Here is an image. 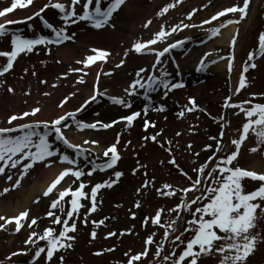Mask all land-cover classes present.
I'll return each instance as SVG.
<instances>
[{"label":"snow or ice","instance_id":"obj_1","mask_svg":"<svg viewBox=\"0 0 264 264\" xmlns=\"http://www.w3.org/2000/svg\"><path fill=\"white\" fill-rule=\"evenodd\" d=\"M8 5V0H0ZM39 0H11L10 5L0 8V40L7 43V50H0V58H3L6 63L0 64V78L5 77L14 69V65L18 58L22 55L33 53L37 49L44 47L47 54H51V49L48 45L60 46L65 42L75 41L76 33H69L68 27L80 22H87L93 29L99 30L106 26L115 27L111 24L114 14L120 11L126 0H48L44 5H41L34 14L29 15L27 19L10 20L7 19L10 14L18 10H31L38 4ZM184 0H171L166 4L157 15L164 17L170 9H174L177 5L182 4ZM211 2V0H209ZM252 0H240V3L226 7L211 18L203 21V24L185 23L181 20L174 26L169 25L167 28L161 25L152 37L146 41H137L133 44L129 51H134L138 55H153L155 57L154 67L151 69V74L148 68H141L135 73L136 78L124 89L125 97L109 96L108 98L114 105L121 106L126 109L132 108V103L128 98L141 95L146 103L143 108L138 111H133L131 114L121 116L112 122H103L97 120L95 122H85L78 119L89 105L93 102H98L102 96H107V92L101 90L100 80L98 77L95 84V92L91 98L87 99L80 107L74 111H66L54 119L42 120L34 122H25L16 124V121H28L29 118L36 117L42 113L43 109L40 106L32 107L30 111H23L17 114H11L6 118L7 126H0V175H6V169H17L18 177L13 181L12 175H7L8 181H13L11 187H5L0 191V196H4L10 191L20 187L22 181L29 175L37 164H43L45 168H51L55 163L67 165L63 167L56 177L51 181L46 190L43 192V197L49 198V210L46 212V218L52 223L59 226L62 230L57 233L54 227H47L43 231H37L39 228L38 220L40 217L32 218L30 209L20 211L18 214L11 217L0 215V230H6L7 225H13L14 231L19 233L25 227L31 229L29 237L24 242L26 246H31L35 249L31 264H37L41 256L45 257V264H51L53 258L60 251L73 249L76 236L73 235L78 231L77 223L80 219L81 209H86L87 214L83 218V223L88 224V215L97 211V196L101 189L111 188L114 183L118 182L123 175L122 172L114 173L115 180H108L102 183H96L91 187L90 192L86 191L88 184L82 179L84 176H92L97 170L107 171L115 168L121 159L117 145L120 143L119 136L116 143L108 147L104 153V162L96 163L100 159L99 153H93V148L100 147V141L96 139H85L82 143H73L66 132L68 130H76L84 132L85 130L99 131L107 130L119 123H125L128 128L134 126L135 122L144 117L148 112H163L166 108L162 105H152V93L163 92V97L166 98L169 92L184 87L181 82H172L167 79L170 73L167 70L157 71V67L161 65L168 54L174 49L183 46L186 41L180 40L178 43L169 44V39L176 34L178 30L183 31L187 28H202L204 25L212 24L214 21H220L222 17H228L229 14H238L240 19H227L226 23L221 21L222 27H227L229 24H239L241 20L249 17L250 4ZM204 7H208L205 4ZM50 9H55L60 14V20L63 26H57L51 22L46 13ZM200 11L194 9L187 15V20L192 21ZM39 18L43 25L50 30L55 36V39L49 38L48 35H36L28 37L19 32L10 30V26L18 24H28ZM153 23L148 20L143 27L148 28ZM239 30H237L238 32ZM221 29L216 27L212 30L211 36L220 35ZM166 45L163 48H157V45ZM237 44V37L231 40V47L234 49ZM92 55H88L84 60L76 61L77 64L84 65V68H89L97 61L108 62V58L112 53L105 49L91 48L89 49ZM128 52L124 53L126 58ZM211 53L205 55L199 62L196 71H203L207 67L206 61ZM264 57V32L258 37V48L248 55L250 65H246L243 69L247 73L248 67L256 68L255 60ZM229 59L228 70H233L234 55ZM60 62V61H58ZM125 59H121L116 64L117 68L123 67ZM212 63H217L213 60ZM27 73V69H24ZM83 68L72 69V72H83ZM104 75L112 76L114 73L105 72L101 69ZM32 75H36L35 72ZM88 75V73H84ZM65 79L67 77H64ZM6 81H0V85ZM40 83H47L46 80ZM78 84H86L87 81L82 75L77 81ZM246 76L242 75L239 81V87L236 89V95L247 87ZM53 87H59L54 84ZM9 93H14L15 89L7 87ZM51 92H45L44 96H51ZM30 95V93H25ZM77 95L76 92L64 97L59 103L60 109H65L66 105ZM256 95L253 94L252 99L242 102L241 104L232 103V97H228L224 105L225 108H239L240 112L245 115L246 122L242 126L241 134L238 139H232L230 144L233 147L226 148L223 144L225 133L221 132L219 136L210 137L216 141L215 147L213 144H208L202 151H210L214 153L200 167L196 168L197 179L192 180L188 173L182 175L191 182V186L174 188L173 185L165 184L162 189H159L161 195L169 197L182 196V202L176 208L171 209L173 213L188 212L191 213L192 219L187 221V227L180 229L181 216L177 215L175 219L170 220L171 228L162 223V216L165 214L164 209H159L154 217H149L144 220V225L147 226L151 221L156 226L165 228L164 239L161 243L155 239V234L150 235L145 241L143 251L134 255L125 253L128 257L126 264H138L142 259H146L150 255L153 245L156 251L153 254L154 264H199L202 256L216 255L219 257L218 264H248L249 258L257 251L258 243L261 242V236L255 233L258 227V222L264 218V172L250 170L247 168L234 166V162H238L241 155V149L245 142L252 135L255 137V146L249 148L250 153L260 152L264 149V104L253 103ZM39 103V102H37ZM188 112L197 110L195 98H189ZM244 105H248L245 107ZM237 112L236 115H239ZM179 116L183 118L184 112H180ZM155 122L145 119L144 131L149 128H156ZM163 135V133H159ZM181 135V133H178ZM50 138L55 141H60L68 149L72 150V155L61 153L58 148L53 147ZM152 142L157 141V136L153 135L150 138ZM169 143H171L169 141ZM131 144V141H129ZM163 147V145H161ZM193 147L189 145V148ZM171 151V148H169ZM89 153L95 156V160L89 158ZM195 155L199 156L197 152ZM83 158L90 164H93L90 170L85 171L80 167V158ZM215 162V163H213ZM163 163V162H162ZM171 164L177 165V161L173 158ZM135 174V173H134ZM66 179L71 180V184L57 193L58 186ZM209 181L206 184L205 181ZM245 180H251L258 183V187L253 191H246L244 186ZM149 182H145L143 187L147 188ZM167 190V191H166ZM56 193L54 196L53 194ZM189 193H197L194 197H189ZM70 198V199H69ZM89 201L90 207L83 203ZM40 199H36L34 203L39 204ZM200 205L193 211L194 205ZM140 208L139 202L135 205ZM135 218V216L133 217ZM94 225L104 224L103 220L92 221ZM187 232H192L190 239L185 241L183 237ZM130 234V233H129ZM116 232L109 233V236H116ZM92 239L95 240L97 233H91ZM43 242V244H42ZM171 243L173 249L181 247L182 251L177 254L176 250L170 253L165 250L164 244ZM106 251H114V249H106ZM18 255H28L27 251L12 252L8 260ZM95 255H103L102 252H96ZM60 264H64V257L59 256Z\"/></svg>","mask_w":264,"mask_h":264},{"label":"rangeland","instance_id":"obj_2","mask_svg":"<svg viewBox=\"0 0 264 264\" xmlns=\"http://www.w3.org/2000/svg\"><path fill=\"white\" fill-rule=\"evenodd\" d=\"M151 3L152 0H148L147 4ZM163 4L166 5L165 3ZM159 7L160 9L156 10H161L163 8L161 5ZM176 8H179V6ZM176 8L172 10L175 11ZM25 11L29 12L28 10ZM35 11L36 10H33V12ZM249 11V17L241 20L238 24L240 28L242 26H247L245 32L242 29L244 36L243 39H241L240 46H238V61L234 60L233 70L231 72L228 70V73L224 75L225 77L223 76L221 88L212 90L211 80L215 79L216 76L212 75L210 70L220 65L223 61H229L225 59L220 60L219 58H231L234 55V49L225 46L226 44L220 46L215 43L214 40L201 41V38L199 39L200 41L197 39L193 43H188V45L186 44L182 51L176 56H166L163 63L157 67L158 73L160 70H167L170 73L167 79L172 82L188 84V88L190 84H192L195 89L203 87L207 93L209 92L216 96L222 94L224 99L221 103H201L198 94L187 89H176L175 91H171L166 98L163 97V92L161 91L151 94L152 105L166 106L167 109L162 113L150 110L146 117H144L142 113V118L134 128H125L124 124V126L115 125L106 131L85 130L84 132H71L74 138L79 134L83 136L86 133L100 136L98 140L100 141V146H105L104 151L112 144L116 143L118 136L120 139L117 149L120 151L122 158L119 163L115 168L107 170L105 173L94 172L92 176H84L82 179L88 184L86 191L90 192L91 187L96 183L115 180L114 173L116 171L122 172L123 175L111 188L100 190L97 196V211L88 215L87 225L83 223V218L87 214L86 209H81L80 219L76 221L78 231L73 234L76 236L73 249L58 252L51 264H60L59 256L64 257V264H126L128 257L124 254L130 253L134 255L143 251L145 248V241L150 235L155 234V239L161 243L163 242L165 228L156 226L151 221L147 226L143 223L145 219L154 217L161 208L165 210V214L162 216L163 224L171 228L170 220L180 215V229L183 230L187 227V221L193 218L191 213L186 211L179 213L171 212V209L176 208L177 205L182 202V196L169 197L161 195L158 190L162 189L165 184L173 185L174 188L191 186V182L186 179L182 173H188V175L192 177V180L197 179L195 169L203 165L206 160L214 154L210 151H205L206 153L202 151L208 144H213L215 147L217 142H212L210 137L219 136L221 132H224V146L226 148H234V146L230 144V141L232 139H238L246 119L244 113L240 112L239 108L224 107L228 97H232V103L241 104L244 101L252 99L253 94H255L256 99L253 100V103L264 104V57L256 63V70L247 71L246 75L243 74L246 76L248 86L240 91L238 95L234 94L239 87V81L242 76L241 69L250 63L248 61V55L258 48V37L260 33L264 32V0H252ZM17 12H15L14 15H16ZM32 14L33 13L29 15ZM52 16L49 17L50 20L57 18L59 22L61 21L60 14L57 10L54 11ZM121 16L120 13L116 15L117 18L115 19V23L122 18ZM235 18L240 19L239 16H235ZM69 28H71V30H68L70 34L73 33V30L75 31L76 41L79 40L78 37L81 39L85 37V34H88V40L85 39L83 48H86V51L89 52V49L93 48V43L91 41H94L93 33L90 31L91 28L88 29L84 25V22L80 26L78 24L77 27L71 25L68 29ZM13 31L16 32L17 30ZM242 31L239 33V39L241 38ZM224 32L227 31L224 30ZM40 34L45 35L47 33L40 32ZM26 36H32V34L30 33ZM113 40L111 41L114 44L117 42L119 46L120 43H122V48L120 47L119 50H116V54L109 57L107 66L111 69L109 72L114 73V75L103 76L104 79L108 80L112 85L117 82L115 73H117L119 69L116 67V59L118 54H120L119 51L122 52V57L126 61L123 67H120L125 74H129L128 71L130 68H135L137 66L139 68L140 65L137 60L138 56L135 52L129 51L134 42L123 37H120L118 40ZM72 45L77 46L78 41L76 44L74 43ZM208 46L209 48L207 49ZM7 48V43L0 40V50H7ZM123 50L128 52L126 58L124 57ZM61 52V49L56 50L54 48L51 49V54L49 55L46 53L45 48L41 47L33 53L22 55L15 63L12 72L0 78V81H6V83L0 85L1 111H5L11 115L23 111H30L32 107L40 106L43 109V114L46 111V103L48 109L61 111L63 109L57 106L58 103L64 97L76 92L77 95L65 107L67 108L71 104L73 109L67 111H74L82 105V102H84L87 97H91L95 92L96 80L100 77L99 74L102 73L100 61H97L83 72L74 73L72 69L84 67L82 64H77L76 61L83 60L86 57L81 56L75 58L72 60L71 64H68L60 55ZM194 52V55L197 56L196 59L195 57H190V59H188ZM208 53H211V56L208 58H212L211 60H215L217 63H210L211 65L209 66V64L205 62L207 65L205 70L196 71L200 60ZM76 66H78V68H76ZM141 68H148V65L146 67H140L139 70ZM24 69L28 70L27 73H25ZM33 72H35L36 75H32ZM84 73H88V75H84ZM150 74L151 72L146 75ZM82 75L87 81V87L85 84L77 83ZM193 75H196V80L191 82ZM48 77L59 78V87H53L54 84L50 81H47L46 84L40 83V81ZM64 77L67 78L65 79ZM9 86L16 88L18 94L14 92V95L13 93L7 92L6 89ZM82 89H87L86 91L90 90L89 94L86 95L88 92H83ZM45 92H51L52 94L51 96H44ZM25 93H30V95H25ZM21 95L22 97L20 98ZM78 97H80L78 99L81 101H79L80 103L77 100ZM108 97L104 96V98L101 99L102 101L93 102L80 114L78 119L85 122H94L97 120L112 122L113 120L119 119L122 112H120L118 105H114ZM193 97L198 107L196 111L188 112L187 107H190L189 98ZM141 98L144 103H146L142 96ZM217 106L219 108L215 113L214 110ZM244 106L248 107V105ZM207 108L212 109L211 116H207L205 110ZM203 110L205 111L202 112ZM54 111H51L50 115ZM180 112H184L183 118L179 116ZM237 112H240V114L236 115ZM154 114H157V116H154ZM56 117L57 115L52 118L48 117L50 119H42L39 114L36 117L29 118L28 121H16L14 123L22 124L25 122L51 120ZM154 118L156 119L155 121ZM145 119L155 122L157 127L149 128L148 131L145 132ZM5 124L6 122H3L2 126H7ZM161 132L163 135H159ZM178 133H181V135H178ZM153 135L157 136L156 142H152L151 139H145V137L150 138ZM50 140L53 143V147L58 148L61 153L72 155V150L68 149L62 142L55 141L52 138H50ZM129 141H131V144H129ZM169 141L171 143H169ZM55 142H59V144ZM255 142V137L250 135L248 142L245 144L238 158V162H234V166L264 172V149H261V151L257 153L249 152V148L255 146ZM161 145H163V147ZM189 145L193 147L189 148ZM169 148H171V151H169ZM197 152L200 153L199 156L195 155ZM89 158L92 160L96 159L91 153H89ZM103 158L104 156H100V159L96 161V163H102ZM173 158L177 161L178 167L170 163ZM92 165L93 164L88 163L82 157L80 158V167L85 171L90 170ZM255 165L258 167H254ZM40 169L41 166L38 167V171ZM1 176L3 177V175ZM145 182H149L147 188L143 187ZM205 183L209 184L210 182L206 180ZM70 184L71 180H69L68 186ZM244 186L246 191H253L258 187V183L245 180ZM195 195H197V193H189V197H194ZM137 202L140 203V208L135 206ZM83 203L90 207L89 201L86 200L83 201ZM198 206L200 205H194L193 211ZM48 209V207L42 205L40 202L39 204H35L32 208V212L36 218H41V220L38 221L39 226L45 225L44 229L47 227H54L57 233H59L62 229L54 225L50 219L46 218ZM134 216L135 218H133ZM100 220H103L104 224L97 226L92 223V221L99 222ZM31 231L32 230L27 227L22 229L19 233L12 231L10 233V237L12 238L10 244H5L4 240L0 239V264H31L35 249L31 246H26L24 243ZM93 231L97 233L95 240H93L91 236ZM254 231L261 236V242L258 243L257 251L249 258L248 264H264V218L259 220L258 227ZM111 232H116L117 235L109 236ZM192 235V232H187L183 239L187 241ZM169 244L170 243L163 245L167 252L170 253L172 250H176L177 254H179V252L182 251V246L173 249L172 244H170V246ZM106 249H114V251H106ZM14 251H27L28 255H18L8 260L7 257ZM155 251L156 247L153 245L149 257L142 259L138 264H154L153 254ZM96 252H102L103 255H95ZM218 262L219 257L216 255L202 256L199 260V264H218ZM37 264H45V257L41 256Z\"/></svg>","mask_w":264,"mask_h":264},{"label":"bare ground","instance_id":"obj_3","mask_svg":"<svg viewBox=\"0 0 264 264\" xmlns=\"http://www.w3.org/2000/svg\"><path fill=\"white\" fill-rule=\"evenodd\" d=\"M48 2V0H39L38 4L33 7L31 10L27 11H19L17 12L16 15L14 14H10L8 16L7 19L10 20H23L26 19L28 17L29 14L31 13H35L33 12V10H38L39 7L41 5H44ZM171 0H152L151 4H147L148 0H126L125 5L122 6V8L120 9V14L122 15L121 19H119V21H117V23H113L115 25V27H104L102 29H99L97 32H95L93 34L94 36V41H91L93 44V48H99V49H105L108 50L112 53V55L116 54V50H119V48L121 47L119 44L116 42L115 44L111 41L113 39H120V37H123L125 39H130L132 42H137V41H146L148 40L150 37L153 36V34L159 30L161 25H164L166 28L171 25L174 26L176 23H179L181 20H183L185 23L191 24V23H196V24H203V21L206 19L211 18L212 15H214L215 13H217L218 11L232 6L233 4H238L240 3V0H211V2H209V0H184V2L182 4H179L177 6H179V8H176L175 11H173L172 9L169 10V12L164 16V17H160L157 15V13L160 10H156V9H160V5L161 7H164L165 4L170 3ZM11 0H8V5H10ZM205 4H208V7H204ZM6 4H4L3 2H0V8H3L4 6H8ZM147 6V8H146ZM146 8V10H145ZM200 9V11H198L197 15L195 17H193L192 21H188L187 20V15L194 9ZM155 9V10H154ZM256 9V8H255ZM53 10V9H50ZM208 10V11H206ZM206 11V12H205ZM254 12V11H253ZM21 13V14H20ZM54 12H48L47 15L49 17H51L53 15ZM24 17V18H23ZM53 17V16H52ZM231 18V17H229ZM228 17H222L220 21H214L212 24H208V25H204L202 28H187L184 29L183 31L178 30L176 34H173V36L169 39L168 43H178L180 40H189V42H195L197 39H207L208 37H211V33L212 30L216 27L221 28V21L225 22L227 21V19H229ZM53 23L57 26H63V23H61L62 21L59 22V19L54 18L52 19ZM148 20H152L153 23L148 27L145 28L143 27V25L148 21ZM41 20L39 18H37L35 21H32L30 24H26L24 25L21 29L24 31H35L37 30V28H43L44 26L41 25ZM75 27V26H74ZM247 26H242L241 30L243 29V31H246ZM68 30H71V28H69ZM237 30H239V28L237 27H232L230 28L227 32H220V35L215 36L214 42L217 44H227L228 46L231 45V40L232 38L236 35ZM74 31V30H73ZM242 31V35H241V39H243L244 33ZM78 45L77 46H73V45H65L64 47L61 48V56L62 58L66 61V63L71 64L72 60L78 57H87L88 55H91V52H87L86 48L84 47L85 44V39L88 40V34H85V37L83 38H79L78 37ZM194 40V41H193ZM114 41V40H113ZM239 39L237 38V43H238ZM73 46V47H72ZM157 48H163L166 47V45H157L155 46ZM122 48V47H121ZM209 48V46L207 47V49ZM182 50L181 47L174 49L171 53L174 55H177L180 51ZM123 52L125 53L126 51L123 50ZM196 52V51H195ZM195 52L189 56L188 59H190V57H195L196 59V55ZM120 54H118L117 59H116V64L119 63L121 61V59H124L122 57V52L119 51ZM170 53V54H171ZM184 54V53H183ZM111 55V56H112ZM184 56V55H182ZM187 58V57H185ZM84 60V59H83ZM138 62H139V68L142 66H147L149 70L154 66V60L155 57L153 55H141L137 58ZM75 62V61H73ZM109 63V58H108V62L105 63L104 61H100V68L103 69L105 72H109L111 69L108 68L107 64ZM228 62H224L221 65H217L216 67L212 68L210 70V73L214 76H216L215 79L211 80V85H212V90H216L218 88H221L222 84H223V76L228 72ZM76 68H78V66H76ZM138 66L137 67H133L130 68L128 73L129 74H125L124 71H122L120 68L118 69V72L115 73L116 77H117V82L116 84H111L108 80L104 79L102 77L103 80H101V90L107 92V96H115V97H125L126 94L124 92V89L126 87H128V85L136 78L135 73L137 71H139ZM84 70L88 69V68H84ZM225 77V76H224ZM59 78H55V77H48L45 80L46 81H50L52 84H56V85H60V79L57 80ZM196 80V75H193V78L191 79V82H194ZM85 86L87 87L88 84H85ZM16 89V88H14ZM185 89L187 90H191L194 91L196 94H198V98L200 100L201 103H205V102H211L214 104H218L221 103L222 100L224 99V96L222 94L219 95H212L206 92L205 89H203V87H198V88H194L192 86V84H190V87L188 88V86L185 87ZM87 90V89H86ZM85 89L82 91L83 92H88L86 95L89 94V91H86ZM14 94V93H13ZM15 94H18V91L16 89ZM14 94V95H15ZM33 94V93H32ZM85 95V94H83ZM22 97V95L20 96V98ZM103 97V96H102ZM101 97V98H102ZM80 97L77 98V100ZM91 98V97H89ZM88 97L86 98L89 99ZM100 98L99 101H102ZM130 100V102L132 103V108L131 109H126L123 108L121 106H118V108H120V112H122L121 116L124 115H128L131 114L132 109H134L135 111H137L136 109L140 110L141 108V96L137 95L131 98H128ZM1 100V97H0ZM76 100V101H77ZM85 100V101H86ZM44 101V100H43ZM80 100H78L79 102ZM84 101V102H85ZM81 102V101H80ZM79 102V103H80ZM82 102V104L84 103ZM20 108V107H19ZM218 106L216 107V109L214 110L215 113L218 110ZM73 109V107L68 106L67 108L61 110V111H54V109H48L47 107V103H46V111L42 114H40L42 119H50L53 116L57 115L59 116L60 114L66 112L67 110H71ZM206 113L208 116L212 115V109L207 108L205 109ZM203 110V112L205 111ZM54 111L51 113L50 112ZM57 112V113H55ZM47 113V115H46ZM9 114L5 111H1V107H0V125H2L3 122H6L7 118L6 116H8ZM50 117V118H48ZM120 118V117H119ZM5 119V121H4ZM7 125V124H5ZM71 132V131H70ZM68 136V138L73 142V143H77L80 144L83 142V140L85 139H96L98 140V138H100V136L96 135V134H89L86 133L83 136L81 134L77 135L75 138L72 136L71 133H67L66 134ZM56 143V142H55ZM56 144H59V142H57ZM104 148L105 146H100L98 148H93L92 151L99 153L101 155V151L104 152ZM203 153H206L205 151H203ZM43 165V164H41ZM65 167L64 165H61L59 163L54 164L51 168H45L44 166H42V168L39 171H35L36 170V166L30 170L29 175L26 176L24 178V180L22 181L21 185L19 188L14 189L12 191H10L9 193H7L4 196H0V215H4L6 217H11L13 215L18 214L20 211H23L25 209H30V213L32 212V208L35 206L36 203H34V201L36 199H40L42 205L47 207V204L49 203L48 200H44L42 199L43 197V192L46 190V188L48 187V185L51 183V181L56 177V175L58 174V172ZM254 167H258L257 165H255ZM10 169V168H9ZM8 174H6V176L4 178H0V191H2L5 187H11L13 181L18 177L19 172L17 169H11L8 170ZM7 175H12L13 176V181H8L7 180ZM65 183V182H64ZM63 183V184H64ZM62 184V185H63ZM66 186H64L65 188ZM64 188H58V191H63ZM35 214V213H34ZM33 212L31 214V217H33ZM3 221H0V224H3ZM44 226H39V228H37V231H43L44 230ZM14 228L13 225H7L6 226V230H0V239L4 240L5 244H10L12 242V238L9 235V232Z\"/></svg>","mask_w":264,"mask_h":264}]
</instances>
